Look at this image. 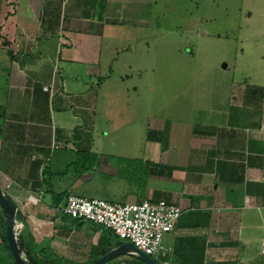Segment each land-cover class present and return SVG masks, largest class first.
Wrapping results in <instances>:
<instances>
[{"label":"crops","instance_id":"obj_1","mask_svg":"<svg viewBox=\"0 0 264 264\" xmlns=\"http://www.w3.org/2000/svg\"><path fill=\"white\" fill-rule=\"evenodd\" d=\"M149 3L0 0V49L8 76L0 95V186L21 211L16 231L31 237V255L41 258L43 249L46 258L87 262L114 241L92 222L61 213L66 195L59 193L74 189L59 177L67 150L78 151L94 126L96 105L108 117L132 113L128 98L100 97L98 90L122 49L121 25L145 21L139 13ZM262 104L263 96H233L200 121H169L167 144L149 140L141 155L133 145L115 154L104 151L98 166L106 178H115L105 199L163 198L182 208L168 231L167 264H264ZM153 126L160 130L162 124ZM82 168L78 176L90 178ZM0 264H17L1 229Z\"/></svg>","mask_w":264,"mask_h":264},{"label":"rangeland","instance_id":"obj_2","mask_svg":"<svg viewBox=\"0 0 264 264\" xmlns=\"http://www.w3.org/2000/svg\"><path fill=\"white\" fill-rule=\"evenodd\" d=\"M145 10L139 13L145 21L121 25L122 49L98 90L100 97L128 98L134 110L108 117L96 105L94 126L62 164L60 182L79 195L105 198L114 190L115 178L98 166L106 149L115 154L133 145L141 155L149 140L167 144L169 121H200L233 96L264 98V0H150ZM0 53L2 95L8 76ZM157 123L160 130L153 129ZM83 166L90 178L76 173ZM169 239L165 232L163 243Z\"/></svg>","mask_w":264,"mask_h":264},{"label":"built area","instance_id":"obj_3","mask_svg":"<svg viewBox=\"0 0 264 264\" xmlns=\"http://www.w3.org/2000/svg\"><path fill=\"white\" fill-rule=\"evenodd\" d=\"M59 209L71 217L92 222L100 230L110 229L117 237L131 241L156 260L169 254L170 247L163 243V235L174 227L182 213L180 205L163 198L119 202L96 195H79L71 190ZM261 251L264 253V240ZM163 264H167L165 258Z\"/></svg>","mask_w":264,"mask_h":264},{"label":"water","instance_id":"obj_4","mask_svg":"<svg viewBox=\"0 0 264 264\" xmlns=\"http://www.w3.org/2000/svg\"><path fill=\"white\" fill-rule=\"evenodd\" d=\"M0 205L5 212L7 244L16 263L36 264L16 231L15 223L17 219L22 217L21 211L12 196L1 186ZM127 253L136 254L145 264H162L128 240H121L116 245H110L103 254L94 259L90 264H105L109 260Z\"/></svg>","mask_w":264,"mask_h":264},{"label":"trees","instance_id":"obj_5","mask_svg":"<svg viewBox=\"0 0 264 264\" xmlns=\"http://www.w3.org/2000/svg\"><path fill=\"white\" fill-rule=\"evenodd\" d=\"M7 51L9 53H11L10 49H8ZM163 144H165V143H163ZM83 170H84V168H82V167H79V168L76 169L77 173H81V172H83ZM63 194L65 196L67 194V192L65 190H63L62 192L59 193V195H60L59 197L62 198ZM62 214L64 216L67 215V214H64V213H62ZM68 216L71 217L70 215H68ZM71 218L75 219V220H81V219L76 218V217H71ZM81 221H83V220H81ZM5 225H6L5 212L2 209V213L0 214V229H1V233H2V240H3L4 244H5V246L9 249V246L7 244L6 234H5ZM102 230H104V229H102ZM105 230L109 231L112 234V236L114 237V241L113 242L109 241L107 243V245L100 252V255L103 254L108 249V247L110 245H116L119 241L122 240L121 238H119L115 234H113L110 229H105ZM20 236H21L20 238L22 239V242H23L25 248L31 254V251H32V248H33L32 247L33 246L32 245V241L29 240L31 237H27L26 238L23 235H20ZM40 254H41V258H38V257H36L35 255L32 254V257H33L34 261L36 262V264H47V263H49V264H90L94 260V259H90L87 262H68V263H65V262L61 261V259L46 258V256L44 255L45 252H44L43 249L40 250ZM128 255H129L128 259H130L128 261L129 263L131 262V264H145L142 260H140V258L136 254L128 253ZM168 255H166L164 258L166 259ZM113 259H116V257L113 258ZM113 259L109 260L105 264H115V261ZM129 263H127V264H129ZM160 263L163 264V261L160 262Z\"/></svg>","mask_w":264,"mask_h":264}]
</instances>
